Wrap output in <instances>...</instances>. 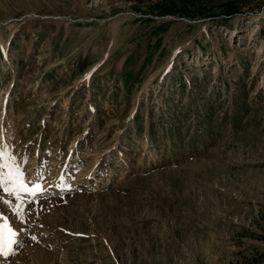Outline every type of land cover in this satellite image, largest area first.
Instances as JSON below:
<instances>
[{
  "label": "rangeland",
  "instance_id": "rangeland-1",
  "mask_svg": "<svg viewBox=\"0 0 264 264\" xmlns=\"http://www.w3.org/2000/svg\"><path fill=\"white\" fill-rule=\"evenodd\" d=\"M0 143V264H264V0H0Z\"/></svg>",
  "mask_w": 264,
  "mask_h": 264
},
{
  "label": "snow or ice",
  "instance_id": "snow-or-ice-1",
  "mask_svg": "<svg viewBox=\"0 0 264 264\" xmlns=\"http://www.w3.org/2000/svg\"><path fill=\"white\" fill-rule=\"evenodd\" d=\"M8 145L0 144V191L13 195L15 199H21L22 195L36 196L42 192V186L38 182H32L25 178L22 163L27 162V157L18 160L10 153ZM42 177V174H38ZM17 214L22 212L20 205L16 206ZM0 220H3L0 217ZM15 233L8 226L6 220L0 223V255L11 254Z\"/></svg>",
  "mask_w": 264,
  "mask_h": 264
},
{
  "label": "bare ground",
  "instance_id": "bare-ground-1",
  "mask_svg": "<svg viewBox=\"0 0 264 264\" xmlns=\"http://www.w3.org/2000/svg\"><path fill=\"white\" fill-rule=\"evenodd\" d=\"M1 119H2V118H1ZM0 144H1V143H0ZM98 156H99V155H98V153H97V154L94 156L93 159H94V160H97V159H98ZM94 160H93V161H94ZM91 168H92V167H91ZM90 171H91V174H92L93 172H92L91 169H90ZM89 173H90V172H89ZM89 173H87V174H89ZM32 179H33V178H32ZM39 179H40V178H39ZM40 180H41V179H40ZM33 181H34V180H32V182H33ZM41 181H42V180H41ZM34 182H36V181H34ZM46 183H47V182H46ZM48 184H49V183H48ZM40 185H41V184H40ZM41 186H42V185H41ZM42 187H43V186H42ZM44 187H46V190H47V184H45ZM44 187H43V188H44ZM46 190H45V191H46ZM11 197L14 198V196H12V195H11ZM31 197H32V196H31ZM34 197H35V196H34ZM0 217L3 218V220H0V223H3V221L6 220L7 223H8V226L12 229L13 233H15V236H14V238H13L15 242L12 244V251H13L14 249H16L17 245L20 244L21 241H23L22 236L19 237L21 231H20V232H14L13 224H12V222L10 221V219H9L8 217L6 218V217L3 216V215H0ZM14 225H15V224H14ZM15 226H17V225H15ZM15 226H14V227H15ZM16 229H18V227H17ZM18 231H19V229H18ZM18 237H19V238H18ZM11 253H12V252H11ZM8 255H9V254L0 255V262H1L2 260H4L5 258H7Z\"/></svg>",
  "mask_w": 264,
  "mask_h": 264
}]
</instances>
